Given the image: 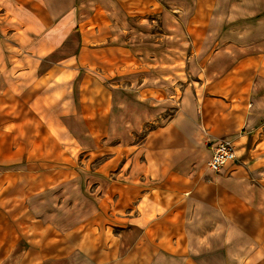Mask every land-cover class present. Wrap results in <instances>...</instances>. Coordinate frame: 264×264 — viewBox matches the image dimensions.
I'll return each mask as SVG.
<instances>
[{"label":"crops","instance_id":"crops-1","mask_svg":"<svg viewBox=\"0 0 264 264\" xmlns=\"http://www.w3.org/2000/svg\"><path fill=\"white\" fill-rule=\"evenodd\" d=\"M76 1L0 0V167L9 173L72 162L110 140L113 91L106 77L112 72L99 70L102 56L87 45L108 30L113 33L120 22L110 13L88 18L77 24V42L72 33L66 38L76 25L62 14L71 12ZM111 1L123 14L152 12L158 3ZM198 2L187 25L195 53L188 57L189 66L194 60L198 72H183L177 106L140 142L122 146L126 151L93 168L95 218L89 228H97L95 248L80 250L78 240L63 231L57 236L37 233L44 235L39 246L21 249L32 253L30 262L82 264L79 255L85 252L86 264H264V36L246 41V33L239 32L234 39L237 26L219 25L212 18L216 0ZM260 16L257 22L262 23L264 9ZM64 41L82 50L61 62L57 52ZM18 44L32 48L23 51L20 64L12 61L7 67L1 55ZM87 53L92 54L89 61ZM150 55L158 60V53ZM46 56L53 58L49 64H44ZM140 74H135L143 78L135 87L144 78L155 79L144 90L157 88L152 91L166 97L168 105L175 72ZM221 140L230 142L235 159L213 172L207 161ZM118 155L110 168L108 161ZM18 237L13 215H1L0 259L15 252Z\"/></svg>","mask_w":264,"mask_h":264},{"label":"rangeland","instance_id":"rangeland-1","mask_svg":"<svg viewBox=\"0 0 264 264\" xmlns=\"http://www.w3.org/2000/svg\"><path fill=\"white\" fill-rule=\"evenodd\" d=\"M94 1L99 3L96 4L98 7L94 5ZM212 1L207 0L206 3ZM157 2H154L155 7L152 12L141 9L123 14L120 6L114 5L111 0H77L71 12L62 14L70 23L76 25L65 34V37L72 33V40L76 42L80 37V33L76 31L79 22L86 23L88 18L93 21L104 17L105 13L112 14L120 22L119 28L111 29L113 33L108 30L107 33L101 34L96 44L87 45V48H97V55L102 56L99 60L102 68L99 66V70L112 72V77H106L109 78L108 80L100 77L112 84L110 140L92 153H79L72 162L66 160L63 163L46 165L47 167H42L44 165L42 162L34 166L42 167L41 169L32 168L36 170L23 174L9 173L0 167V216L6 213L13 215L19 229L18 243L13 247L15 252L1 258L0 264H28L29 259H34L29 256L32 253L24 254L21 249L27 244L35 247L34 244L38 245L44 235L57 236V231H63L70 238L77 239L76 246L80 250H86L89 245L91 249L95 248L98 241L97 228L93 226L89 228L95 218L92 196L95 185L93 173L97 174V171L93 168L95 169L103 160L126 151L121 148L122 146L137 144L150 128L162 123L165 117L173 112L180 99L184 82L183 72H198L194 60L189 66L188 57L190 58L191 52L192 57L195 53L192 49L194 44L190 43L193 33L187 29L191 16L194 15L193 11L199 4L198 0H157ZM217 3L218 9L212 14V18L219 25L225 21L233 29L237 26V29L231 32L234 39H239V32L246 33V41L252 38L259 40L264 36L262 31L264 18L262 23L257 22L261 17L260 11L264 9V0H216ZM160 9L168 10L169 14L161 13ZM260 24L263 25L260 27L262 29L258 28ZM191 26H194L193 23ZM217 28L215 27L214 31ZM258 29L260 35L255 37L254 33ZM189 44L191 51L188 49ZM76 47V43L64 41L62 48L57 52L59 57L64 58L61 62L73 60L77 52L82 50L81 46ZM29 48L32 46L26 48L20 44L7 46L1 55L2 63L4 65L6 63L7 67L12 65V61L16 62V65L20 64L18 60L22 59L23 51L26 49L25 52H29ZM151 53L154 55L158 53V60L151 56ZM90 56L87 53V61ZM49 59L53 60L52 57L46 56L44 64H49ZM44 64L42 63V66ZM7 67L4 66L3 69L6 71ZM31 69L32 72H37V67L32 66ZM140 72H175L174 88H169L168 91L171 99L168 105L164 102L166 97L162 98L159 92L152 91L157 88L150 87L152 90L148 92L144 90L151 86L148 85L150 82L155 83V79L144 78V83H141L144 88L140 89L141 84L135 87L143 79L135 75H141ZM159 88L166 90V87ZM158 113L160 116L157 115ZM118 158L119 155L115 160L112 158L108 161L110 168L116 166ZM0 166H3L2 162ZM37 233L44 235L38 237ZM23 234L28 239H25ZM116 242L117 240L112 238L111 244L114 245ZM17 251L20 253H16ZM85 259V252L84 254L80 252L79 262L86 264ZM45 262L43 264H58L54 260Z\"/></svg>","mask_w":264,"mask_h":264},{"label":"built area","instance_id":"built-area-1","mask_svg":"<svg viewBox=\"0 0 264 264\" xmlns=\"http://www.w3.org/2000/svg\"><path fill=\"white\" fill-rule=\"evenodd\" d=\"M234 159L235 152L230 142L221 140L214 145L212 154L207 161V167L213 172H217Z\"/></svg>","mask_w":264,"mask_h":264}]
</instances>
